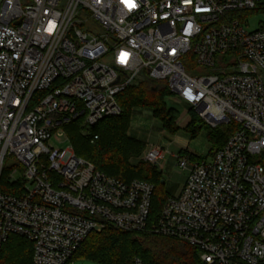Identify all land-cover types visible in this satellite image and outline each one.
<instances>
[{
	"label": "built area",
	"instance_id": "1",
	"mask_svg": "<svg viewBox=\"0 0 264 264\" xmlns=\"http://www.w3.org/2000/svg\"><path fill=\"white\" fill-rule=\"evenodd\" d=\"M260 15L264 0H0V182L15 190L0 191V250L17 235L33 264H70L111 225L184 242L201 264H264V19L248 29ZM144 78L211 128L235 125L155 220L153 184L99 171L66 133L120 117L118 96ZM166 156L152 146L145 161Z\"/></svg>",
	"mask_w": 264,
	"mask_h": 264
},
{
	"label": "trees",
	"instance_id": "2",
	"mask_svg": "<svg viewBox=\"0 0 264 264\" xmlns=\"http://www.w3.org/2000/svg\"><path fill=\"white\" fill-rule=\"evenodd\" d=\"M187 59L186 68L193 73L196 68L193 55ZM169 96L165 83L144 78L118 96L123 109L120 117L105 119L92 129L83 126L81 120L66 127L76 155L94 164L99 171L126 183L142 180L155 186L152 220L159 216L170 196H165L162 172L157 166L146 161L131 162L142 154L146 144L129 135L130 115L135 108L149 109L166 130L176 132L179 130L176 124L178 114L167 107L165 99ZM204 125L194 113L185 129L195 137ZM229 127L230 133H211L213 155L235 131L234 124ZM9 184L3 177L0 191L15 194ZM79 259L96 264H134L136 259L145 264H201L198 250L184 242L153 233L124 232L111 225L100 233H92L70 263ZM0 264H33L32 244L20 236H10L0 250Z\"/></svg>",
	"mask_w": 264,
	"mask_h": 264
},
{
	"label": "rangeland",
	"instance_id": "3",
	"mask_svg": "<svg viewBox=\"0 0 264 264\" xmlns=\"http://www.w3.org/2000/svg\"><path fill=\"white\" fill-rule=\"evenodd\" d=\"M264 19L262 15L249 19V30H257L259 23ZM223 61V57H218V67L223 64H230ZM167 107L173 109L178 115L176 121L179 130L170 132L164 128L163 123L154 116L151 110L144 108H135L130 115L129 135L146 144V149L142 154L134 158L131 162L134 164L145 161V155L150 147L155 146L162 149L167 154L166 160H161L157 168H161L164 182L165 196L177 195L183 186L185 179L189 174L190 167L201 160L210 159L213 156V144L210 142L211 133L225 134L230 133L229 126H220L213 129L207 124L202 126L201 130L193 137L191 131L186 130L184 120L191 118L194 111L185 103L175 102L170 97L165 99ZM183 123V124H182ZM182 126L184 128H182ZM67 133V132H66ZM65 139V137H64ZM55 148L66 147L65 144H59L56 139L50 143ZM180 153L187 154L191 158V164L185 170L179 168V161L176 158ZM19 179L20 176L17 175ZM70 264H96L91 260L79 259Z\"/></svg>",
	"mask_w": 264,
	"mask_h": 264
},
{
	"label": "crops",
	"instance_id": "4",
	"mask_svg": "<svg viewBox=\"0 0 264 264\" xmlns=\"http://www.w3.org/2000/svg\"><path fill=\"white\" fill-rule=\"evenodd\" d=\"M190 120H191V118L184 120L183 123H186L184 126H187V125L189 124ZM183 123H182V124H183ZM182 128H184V127L182 126ZM166 159H167V156L165 157L164 160H166ZM159 170L161 171L162 169L159 168ZM186 180H187V178L185 179V182H186ZM185 182H184V184H185ZM184 184H183V185H184ZM182 187H183V186H182ZM182 187H181V188H182Z\"/></svg>",
	"mask_w": 264,
	"mask_h": 264
}]
</instances>
